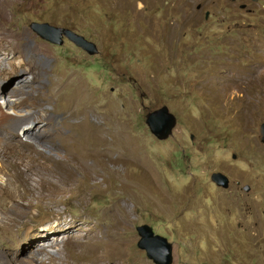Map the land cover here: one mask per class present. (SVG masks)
Returning <instances> with one entry per match:
<instances>
[{"label":"rangeland","instance_id":"1","mask_svg":"<svg viewBox=\"0 0 264 264\" xmlns=\"http://www.w3.org/2000/svg\"><path fill=\"white\" fill-rule=\"evenodd\" d=\"M33 22L72 29L97 52L66 36L46 40ZM0 25L39 77L27 72L8 83L0 74V97L22 81L49 88L62 74L82 81L88 108L72 115L74 92L65 86L40 110L43 119L36 113L16 131L35 148L27 150L39 165L58 161L54 168L66 171L48 174L58 187H43L34 174L21 188L29 215L14 232L0 227V264H90L76 243L88 240L85 248L96 252L105 246L97 236L122 252L111 264H156L137 244L136 227L144 223L173 243L172 264H264V0H0ZM165 104L178 124L159 140L145 115ZM34 111L26 106L22 114ZM86 113L91 124L76 125ZM92 124L104 126L107 138L100 140L103 127ZM44 125L41 141L25 135ZM60 130L88 135L84 149L100 154L88 159V169L81 167L84 140L66 154L64 141L53 137ZM0 131L13 134L3 124ZM4 146L0 135V151ZM110 155L118 164L106 160ZM215 171L229 176V188L214 184ZM8 178L0 173L1 184ZM53 228L60 231L52 239L61 241L37 250ZM23 247L36 250V260Z\"/></svg>","mask_w":264,"mask_h":264},{"label":"bare ground","instance_id":"2","mask_svg":"<svg viewBox=\"0 0 264 264\" xmlns=\"http://www.w3.org/2000/svg\"><path fill=\"white\" fill-rule=\"evenodd\" d=\"M11 38L12 36L8 35V32L4 30V27L0 25V74L2 75L1 79H3L5 82L12 83L16 78L20 77L21 75L26 76L27 72H32L35 80V78H37L38 68H25V60H20V57L23 55L22 53L15 54L16 52H18V47L16 45V42H14ZM28 46H30V44H28ZM11 52L13 53L12 56H10ZM4 54H6L7 57H4ZM37 79H39V77ZM65 86L72 87V90L74 92L73 103L69 106L72 115L76 114L79 116L84 109L88 110V108L85 107V104H83V101L86 100V98H84L86 92L84 91L82 81L79 80L76 84H73L72 77H66L62 74L53 75L49 88L43 85L42 82L37 84L36 81L35 83L33 81H22L17 88L14 86H7V90L0 97V125L3 124L11 127L13 133L4 135L0 131L1 137H3L5 140V146L3 150L0 151V154L6 161V165L0 166V173L9 174V178L6 180V184L0 183V195L6 197L4 203L0 201V227L5 228L6 230L14 232L17 226L21 222H23V219L29 215V212L27 210L28 207L24 201V192L21 188H23L24 185H29L31 181H33L32 176L34 174H37V176L39 175V177H37L39 178L37 182H39L43 187L51 189L58 187L59 183L52 179L50 180L48 174L57 176L60 174V171H66L64 167L54 168L58 163L61 164V162L58 161L55 166L39 165V160L34 159L31 151L27 150L34 147L32 145L25 144L22 141H18V137L20 136L16 134V131L24 130L23 123L25 121H30L33 119L36 120V113H38L39 119H43V117L45 116L41 113L42 111L40 110L43 108L45 103L48 102V100H53L55 95H57L58 92H60V90ZM19 95H22L19 99L14 101L11 100L12 97H16ZM26 106H30L36 111H34L33 113L22 114V109ZM88 117L89 116L86 113L83 117H81V120H78L79 124L76 125L84 126V122L91 124V121ZM92 125L95 126L96 131H98L99 128L103 127L100 132L102 135L100 140L107 138V135H105L106 129L104 128V126L95 124ZM43 127L45 128L43 130L42 128H40V132L38 133L27 132L25 135L41 141L43 138L41 135L43 133H47V125H44ZM86 136H88L86 133L81 135L64 134L63 130H60L55 135L53 134L54 138H60L62 141H64L67 151L66 154L68 152L72 154L71 151L74 144L81 140H84ZM86 146V140H84V142L80 146V151H82L83 157L87 159L85 160V162L81 163V167L84 166L85 169H88L86 168V163H88V159L100 154L97 151H86L84 149ZM101 151L103 152V150ZM103 154L105 156L104 152ZM39 156H44L45 158L52 159V156L46 155L45 153H40ZM20 158L23 159L21 162H19L18 160ZM106 160L110 163L116 164H118L119 162V159L113 155H110ZM22 163H26L25 169L21 168ZM11 187H15V190H11ZM8 201H11L12 203L9 208L5 204ZM12 212L13 216L11 215ZM76 224L77 222H74L72 225H67L66 227L69 230L72 229ZM53 230L60 231V229L58 228H53L52 230L47 231L43 236V244L35 245L37 247V250L40 248H42L41 250H48V247L50 249V247L54 243L61 241L58 239L57 241L52 239V237L57 236V234ZM32 237L33 233L32 231H30L26 239V242H29L28 245H32V243L34 244L35 239ZM97 241L99 243H102L106 247L103 246L96 252L94 250L89 251L85 248L86 245L89 243L88 240H79L76 243L78 253L84 261L91 260L90 264H111L113 260L117 258H122L120 257L123 256L122 252H118L115 250V244L111 241L108 236H97ZM14 250H18L17 247H15ZM22 250L24 253H28L27 255L32 257V259L34 260H36V257H38L37 254L39 253L36 250L30 252L26 251L24 247L22 248ZM60 252L61 249H59V253ZM16 254H21V252L18 251V253ZM54 257V255L50 256V258Z\"/></svg>","mask_w":264,"mask_h":264},{"label":"water","instance_id":"3","mask_svg":"<svg viewBox=\"0 0 264 264\" xmlns=\"http://www.w3.org/2000/svg\"><path fill=\"white\" fill-rule=\"evenodd\" d=\"M241 7H245L242 4ZM209 15V12H206ZM42 38L55 43H62L63 37L66 36L69 40L73 41L76 45L80 46L90 54L97 52L96 45L93 41L87 39L84 35L73 31L72 29L54 26L48 22H33L31 24ZM145 122L151 133L159 140H166L172 136L174 127L178 124V118L173 113L168 105H162L158 108L149 110L145 115ZM262 142H264V123L261 125ZM211 180L219 187L229 188L230 178L222 171H215L211 174ZM246 191L250 190L249 185H245ZM139 234L138 247L144 249L147 257L151 258L156 264H172L174 261L173 243L169 239L156 233L153 227L144 223L136 227Z\"/></svg>","mask_w":264,"mask_h":264}]
</instances>
